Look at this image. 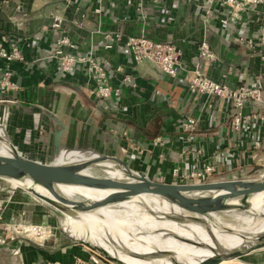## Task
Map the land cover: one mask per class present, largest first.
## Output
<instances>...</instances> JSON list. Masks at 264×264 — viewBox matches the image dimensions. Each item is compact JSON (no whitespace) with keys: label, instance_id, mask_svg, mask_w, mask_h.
Returning a JSON list of instances; mask_svg holds the SVG:
<instances>
[{"label":"crops","instance_id":"crops-1","mask_svg":"<svg viewBox=\"0 0 264 264\" xmlns=\"http://www.w3.org/2000/svg\"><path fill=\"white\" fill-rule=\"evenodd\" d=\"M54 15L62 20V34L74 44L67 54L91 55L117 96L100 99L94 94L86 63L75 64L66 73L57 69L56 59L50 58L58 35L49 26ZM223 19L227 24L220 23ZM256 29L246 15L233 21L227 9L207 12L194 0H70L68 4L63 0H0V37H5L6 48L13 45L22 58L7 64L16 90L0 94V101L12 102H0V109L9 113L5 132L17 152L43 164L56 157L52 134L60 129V151L91 150L156 182L171 183L170 172L176 166L187 169L189 162L180 161V151L187 147L200 148L214 158V178L253 175L264 168V124H243L240 131H232L229 101L192 92L187 80L197 65L205 77L231 90L264 87V63L256 53L235 43L237 36L253 37ZM104 34L122 39L142 35L173 45L181 53L175 76L161 73L148 62H133L123 40L108 41ZM202 39L217 57L214 63L197 58V44ZM108 44L110 49L105 48ZM3 65L0 60V67ZM243 113L264 115V91ZM185 118L196 120L189 142L177 128ZM255 140L259 149L252 147ZM71 153H59L56 162L63 163L61 156ZM48 217L55 216L29 195L0 181V224H47ZM247 256L250 264H264V248ZM0 264L94 263L81 247L53 236L42 244L18 241L0 245Z\"/></svg>","mask_w":264,"mask_h":264},{"label":"built area","instance_id":"built-area-1","mask_svg":"<svg viewBox=\"0 0 264 264\" xmlns=\"http://www.w3.org/2000/svg\"><path fill=\"white\" fill-rule=\"evenodd\" d=\"M69 3L70 0H63ZM157 2L159 0H151ZM201 2L207 12L213 9L225 8L228 11L229 18L233 21H239L242 15L248 17V23L257 27L255 34L251 38L237 36L236 44H241L249 51L257 54L260 62L264 63V0H194ZM96 14L98 10L94 11ZM62 20L58 16H51L50 28L57 31L58 35L52 44L51 59H56L57 69L60 72H69L75 64L86 63L91 79L94 81V94L100 99H109L110 96H117L118 91L112 90L106 83V76L102 67L92 58L91 55L72 57L67 54L74 44L62 34ZM221 24H227V20H220ZM104 39L112 42H121L129 53L131 60L135 63L148 62L154 65L161 73L174 77L176 69L179 67L181 53L173 45L168 43L154 42L144 36L124 37L116 34H104ZM5 37H0V60L4 63L0 67V94L7 95L16 90L14 84L10 81V73L7 64L13 61L20 62L22 58L18 49L13 45L5 47ZM110 49L111 45H105ZM197 58L204 63H214L217 57L210 50L208 44L203 39L197 44ZM124 81L129 82L126 78ZM133 86V85H132ZM187 88L195 93L205 95L210 98L225 99L230 103L228 121L229 126L234 132L241 130L243 124L261 125L264 124V115L259 113L244 114L243 109L250 103L258 100L260 92L264 87L256 85L255 87H246L231 90L224 85L216 83L205 77L197 65L189 71ZM0 102L12 103L10 100H1ZM178 130L185 135L184 141L189 142L196 131V120L185 118L178 122ZM159 141V139H155ZM255 149L260 148V143L255 140L252 144ZM129 148L135 149L130 145ZM76 152L83 155H94L96 159L98 154L86 149H67L60 153ZM211 156H207L200 148H183L180 151V161L182 164L189 162L187 169L174 167L170 172L171 183L168 184H203L214 179L216 173L215 161ZM210 159V160H209ZM214 159V158H213ZM162 183V182H160ZM0 245L16 243L18 241H29L36 244H42L52 237L51 229L48 226L25 224L21 221H14L10 224H0Z\"/></svg>","mask_w":264,"mask_h":264},{"label":"water","instance_id":"water-1","mask_svg":"<svg viewBox=\"0 0 264 264\" xmlns=\"http://www.w3.org/2000/svg\"><path fill=\"white\" fill-rule=\"evenodd\" d=\"M60 135V129H56L52 134V151L56 157L60 153ZM4 136L6 137L5 134ZM7 142L9 148L0 151V180L18 184L19 191L27 193L58 217L62 214L72 216L74 213H88L131 201L140 195L155 197L195 217L213 212L246 213L251 207V198L264 196V168L241 179L211 181L203 184H168L153 181L143 172L132 171L117 159L98 155L95 161L117 163L123 172L117 176L103 172L104 176L96 177L83 173L91 167L100 169L94 164L96 163L94 160L85 162L81 167L59 163L56 166L52 163L43 164L17 152L8 139ZM26 182L28 186L24 187ZM56 188L85 190L90 194L83 196L78 193L79 191H75L80 200L67 199L59 195ZM238 237L243 239L241 235ZM86 247L102 255L100 251ZM263 248L264 234L247 246L209 257L198 264H220L238 260ZM104 258L111 263L119 264L114 259L106 256Z\"/></svg>","mask_w":264,"mask_h":264},{"label":"bare ground","instance_id":"bare-ground-1","mask_svg":"<svg viewBox=\"0 0 264 264\" xmlns=\"http://www.w3.org/2000/svg\"><path fill=\"white\" fill-rule=\"evenodd\" d=\"M0 131H2L0 132V151H5L9 148L8 142L4 136L3 129L0 128ZM79 155L80 153L74 152L66 156H61L63 163L60 164L70 165L71 167H81L85 162L95 161L96 159V156H93L89 159L76 160L75 158ZM95 162L94 164L96 166L109 175L117 176L121 175L123 172L122 168L117 163L111 161ZM8 183L12 188L18 187L16 183ZM23 186L27 187L28 183L26 182ZM75 191L78 192L79 190L72 188H56V192L67 199H74L71 195L78 196ZM78 193L83 196L90 194V192L85 190H80ZM131 201L142 205L148 211L155 214L156 220L149 222V224L168 223L178 226L195 225L206 231L210 242H206L196 235L183 237L168 229L149 232H132L125 230L122 226V222L114 218L106 210L107 207L88 213H74L72 216L65 214L60 215L59 218L64 217L63 229L67 232L64 230L62 231L73 241L91 244L96 250L100 251L103 256L114 259L119 262V264H155V259L165 261L164 264H198L209 257L228 253L240 249L243 246H247V244L264 234V196H255L251 198V207L246 211L250 218L262 219L263 223L260 228L253 232L244 233L233 231H230V233L223 230L225 234L232 235L239 239V241L234 244L222 242L215 233L207 227V221L205 220L191 216L157 212L147 205L139 196ZM67 208L70 207L67 206ZM84 219L95 227L99 235L98 237L96 236L94 240L92 239L93 237L89 236L91 233L88 228L83 225ZM239 235H241L243 239H240L238 237ZM167 238L172 239L173 242L171 244H173V249L157 247V245L165 243Z\"/></svg>","mask_w":264,"mask_h":264},{"label":"rangeland","instance_id":"rangeland-1","mask_svg":"<svg viewBox=\"0 0 264 264\" xmlns=\"http://www.w3.org/2000/svg\"><path fill=\"white\" fill-rule=\"evenodd\" d=\"M9 113L6 111H2V108L0 109V128L3 129L4 134L6 135L7 139L10 141L9 137L7 136L5 132V125L6 121L9 118ZM2 132V131H0ZM3 134V133H2ZM12 144V143H11ZM92 156H87V155H79L75 159L76 160H81V159H89ZM57 157L53 159L52 161H49L52 163V165H57L56 162ZM80 171H82L80 169ZM83 173H88L92 176L96 177H102L104 176V173L101 169H98L96 167H91L88 168L86 171H83ZM223 180V179H222ZM3 181V180H0ZM211 181H220L219 178H214ZM210 181V182H211ZM5 185L10 188L13 191H17L20 193H23L25 195H28L25 192L19 191L18 188H12L8 185L7 182H5ZM72 198L74 199H79L76 195H71ZM30 197V196H29ZM147 205H149L153 210L163 213V214H177V215H182V216H191L195 217L193 214L181 211L179 209H176L174 207L169 206L162 200H159L155 197L152 196H146V195H140L139 196ZM33 201H36L34 198L30 197ZM44 210L47 212H51L47 207L44 205L40 204L37 202ZM106 210L117 220L122 222V226L125 230L132 231V232H149V231H156L160 229H168L170 231H173L183 237H190L193 235H196L198 238L205 240L206 242H210L208 238V234L204 229L201 227L195 226V225H186V226H178L176 224H164V223H157V224H149V222H153L156 220L155 214L152 213L151 211H148L145 207L142 205L133 202V201H128L126 203H120L114 206H109L106 208ZM53 215L55 217H48L47 219V224H41V223H27L31 225H42V226H48L51 229L52 237H57L60 239L61 242L66 243L67 245H72L76 247H81L84 251H87L93 261L94 264H114L109 262L104 258L103 255H100L98 253H94V251L90 250L88 247L89 246L93 249H95L91 244L89 243H83L86 246H84L81 242L73 241L71 238L68 237V235L63 232L62 230L66 231L63 229V223H64V217H58L54 213ZM195 218H199L202 220L207 221V227L211 229L215 235L224 243L226 244H234L239 241L238 238L232 236V235H227L223 232H253L256 231L260 226L262 225V219L256 218L252 219L249 217L248 213L245 212H240V213H221V212H213L211 214H204L197 216ZM61 220V222H60ZM146 222V223H145ZM83 225H85L91 235L90 237H93L92 239L97 236V231L95 230V227H93L90 223L87 222V220H83ZM67 232V231H66ZM230 232V233H231ZM51 237V238H52ZM50 238V239H51ZM49 239V240H50ZM48 240V241H49ZM92 240V241H93ZM47 242V241H46ZM173 241L170 238L166 239V242L160 245H157L159 248H168V249H173V244H171ZM88 244V245H87ZM249 256H244L239 258L238 260L234 261H228L220 264H250L248 263ZM155 264H164L165 261L161 259H155L154 260Z\"/></svg>","mask_w":264,"mask_h":264},{"label":"trees","instance_id":"trees-1","mask_svg":"<svg viewBox=\"0 0 264 264\" xmlns=\"http://www.w3.org/2000/svg\"><path fill=\"white\" fill-rule=\"evenodd\" d=\"M176 184H180V183H176Z\"/></svg>","mask_w":264,"mask_h":264}]
</instances>
